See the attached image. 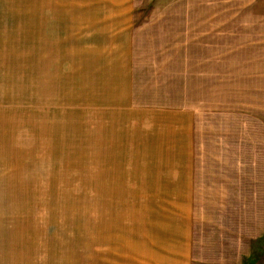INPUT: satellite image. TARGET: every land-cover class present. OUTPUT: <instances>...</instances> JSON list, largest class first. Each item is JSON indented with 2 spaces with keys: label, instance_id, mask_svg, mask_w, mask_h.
<instances>
[{
  "label": "rangeland",
  "instance_id": "1",
  "mask_svg": "<svg viewBox=\"0 0 264 264\" xmlns=\"http://www.w3.org/2000/svg\"><path fill=\"white\" fill-rule=\"evenodd\" d=\"M0 264H264V0H0Z\"/></svg>",
  "mask_w": 264,
  "mask_h": 264
}]
</instances>
